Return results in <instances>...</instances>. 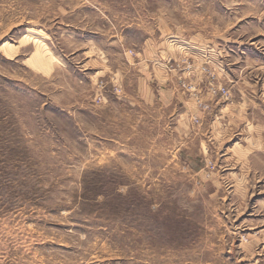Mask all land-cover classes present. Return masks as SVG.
<instances>
[{"label":"rangeland","instance_id":"374dc122","mask_svg":"<svg viewBox=\"0 0 264 264\" xmlns=\"http://www.w3.org/2000/svg\"><path fill=\"white\" fill-rule=\"evenodd\" d=\"M242 111L264 0H0V264H264Z\"/></svg>","mask_w":264,"mask_h":264},{"label":"crops","instance_id":"0c3cea01","mask_svg":"<svg viewBox=\"0 0 264 264\" xmlns=\"http://www.w3.org/2000/svg\"><path fill=\"white\" fill-rule=\"evenodd\" d=\"M229 105L233 106L232 103ZM235 107H237V106H235ZM240 113L244 114L245 116H243V118L241 117V119L238 120L240 125H242L238 134H242L241 131L243 129L246 131L251 130V135L253 137H255L257 140H259V143H258L259 147L254 148L250 154L251 155H255V154L264 155V120H262V121L255 120L254 121L252 118H250V116L248 115V113L246 111L245 112L242 111ZM250 146L253 147L254 142H251Z\"/></svg>","mask_w":264,"mask_h":264}]
</instances>
